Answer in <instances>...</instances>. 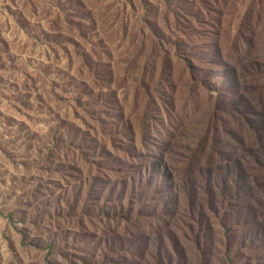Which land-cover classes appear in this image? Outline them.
Wrapping results in <instances>:
<instances>
[{
	"label": "rangeland",
	"instance_id": "1",
	"mask_svg": "<svg viewBox=\"0 0 264 264\" xmlns=\"http://www.w3.org/2000/svg\"><path fill=\"white\" fill-rule=\"evenodd\" d=\"M83 3L0 0V264H264V0Z\"/></svg>",
	"mask_w": 264,
	"mask_h": 264
},
{
	"label": "trees",
	"instance_id": "2",
	"mask_svg": "<svg viewBox=\"0 0 264 264\" xmlns=\"http://www.w3.org/2000/svg\"><path fill=\"white\" fill-rule=\"evenodd\" d=\"M22 2V9L19 13V17H18V22L20 24L21 27H26V25H30L33 16H35L37 14V0H21ZM216 2V1H215ZM56 6L58 11L63 12V14L68 15L69 18L70 16H74L76 17V21L77 23L79 22H83V21H89L92 19L90 17V11L85 9V5L83 3V0H55ZM206 9L210 10V5L208 3H206ZM197 10V8H196ZM177 16V15H176ZM178 17V16H177ZM71 20V18H70ZM72 21V20H71ZM92 23H94V21H91ZM247 26H249L247 24ZM250 27V26H249ZM183 33V32H182ZM184 36H186L185 33H183ZM239 38L242 41H246L248 43V40L246 38H243L242 35L239 33ZM239 38L237 40H239ZM0 44L3 46V50H1L0 55H2L3 53L5 55H7V47L6 44L2 43V41H0ZM236 45V44H235ZM170 58L167 56L165 58H161V66H160V74H162L161 76H163L162 78L159 79V82H163L165 79H167L168 77H170V74L165 71L166 68H168V65L165 64ZM262 67V65L260 63H255L253 68L251 69V71L247 72L246 70L243 69V67H240V69H243V71H239L234 67V66H230V71L232 72V75L234 77V79L231 82V88L230 90L235 89V97L238 100L237 104H233L229 101H226V108L228 109L230 108L229 112L231 113H227L228 111L225 110L224 112L229 114V116L232 118V116L235 117V121H237V123H245V122H249L250 120V111L253 110L254 112H257V108L255 107L254 103L252 102V97L254 95H252V89H254V85L252 84V86L247 82V80H251L254 82L256 80H258L261 77V72H259L260 68ZM0 70H3L2 67H0ZM238 71V72H237ZM255 75H258V77L254 78ZM250 77V78H249ZM30 83L32 82V87L31 88H37L36 85V81H34L32 78H28ZM28 85V83H27ZM86 84L83 83L82 86L83 87H87L85 86ZM25 88L27 90L30 89V87L25 86ZM257 88L261 89L259 86H257ZM97 89V87L95 88V90ZM94 93L92 92V95ZM28 98H30L28 96ZM95 104H99V101H94ZM90 104V101H89ZM101 105H99L100 107ZM165 107H170V105H167L163 107V109L165 110ZM260 108L262 111H264V107L261 106L260 104ZM219 110H224L223 107L221 108H217L215 111H213L211 113L210 116V120L209 122H207V125L205 127V131L203 133V135L201 136V141L204 143H209L208 141H219L220 140V130H224L223 126H222V120L220 119V116L218 114L217 111ZM167 111V110H165ZM236 114L238 116V118L234 115ZM254 121V120H253ZM251 122V124H249L250 126H255L256 123ZM222 126V127H221ZM221 127V129H220ZM97 127L95 125L92 126H88V136L91 135L92 132H97ZM257 128H255L254 132L256 133ZM91 142L96 144L97 140L95 138H91ZM84 149L85 151L88 152L89 150V146L88 144H84ZM104 152L103 155H106L109 153V151L106 150V148L104 147ZM127 169H129V167H127ZM124 186L127 187L126 183L124 182ZM102 194V193H100Z\"/></svg>",
	"mask_w": 264,
	"mask_h": 264
}]
</instances>
